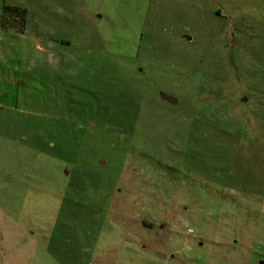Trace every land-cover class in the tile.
<instances>
[{"label":"rangeland","instance_id":"obj_1","mask_svg":"<svg viewBox=\"0 0 264 264\" xmlns=\"http://www.w3.org/2000/svg\"><path fill=\"white\" fill-rule=\"evenodd\" d=\"M4 5L0 264H264V0Z\"/></svg>","mask_w":264,"mask_h":264},{"label":"crops","instance_id":"obj_2","mask_svg":"<svg viewBox=\"0 0 264 264\" xmlns=\"http://www.w3.org/2000/svg\"><path fill=\"white\" fill-rule=\"evenodd\" d=\"M25 27L21 30H16L11 23L5 26L0 24V100H7L9 91L6 89L10 83L9 75L12 72L20 71V63L18 58L14 59L12 37H17L20 40H25ZM16 61V62H15Z\"/></svg>","mask_w":264,"mask_h":264},{"label":"trees","instance_id":"obj_3","mask_svg":"<svg viewBox=\"0 0 264 264\" xmlns=\"http://www.w3.org/2000/svg\"><path fill=\"white\" fill-rule=\"evenodd\" d=\"M11 22L20 24L22 27L26 23V11L19 6L4 5L0 16V24L2 26L8 25ZM15 26V25H13Z\"/></svg>","mask_w":264,"mask_h":264},{"label":"water","instance_id":"obj_4","mask_svg":"<svg viewBox=\"0 0 264 264\" xmlns=\"http://www.w3.org/2000/svg\"><path fill=\"white\" fill-rule=\"evenodd\" d=\"M161 96L164 100L170 102V104H176L178 102V99L173 97V96H170V94H166V93H161ZM247 98L245 96L242 97V101L246 100Z\"/></svg>","mask_w":264,"mask_h":264}]
</instances>
